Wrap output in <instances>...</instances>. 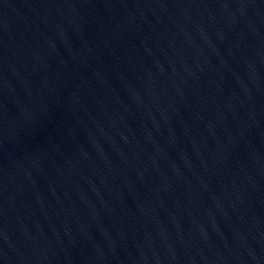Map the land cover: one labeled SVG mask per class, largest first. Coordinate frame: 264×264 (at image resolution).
<instances>
[{
  "label": "water",
  "instance_id": "1",
  "mask_svg": "<svg viewBox=\"0 0 264 264\" xmlns=\"http://www.w3.org/2000/svg\"><path fill=\"white\" fill-rule=\"evenodd\" d=\"M0 264H264V0H0Z\"/></svg>",
  "mask_w": 264,
  "mask_h": 264
}]
</instances>
